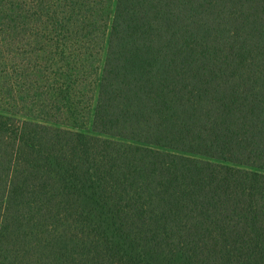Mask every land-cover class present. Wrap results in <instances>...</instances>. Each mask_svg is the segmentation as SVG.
<instances>
[{"label": "trees", "instance_id": "trees-1", "mask_svg": "<svg viewBox=\"0 0 264 264\" xmlns=\"http://www.w3.org/2000/svg\"><path fill=\"white\" fill-rule=\"evenodd\" d=\"M0 264H264V0H0Z\"/></svg>", "mask_w": 264, "mask_h": 264}, {"label": "rangeland", "instance_id": "rangeland-1", "mask_svg": "<svg viewBox=\"0 0 264 264\" xmlns=\"http://www.w3.org/2000/svg\"><path fill=\"white\" fill-rule=\"evenodd\" d=\"M88 132H93L92 131V124L90 125V127L87 129Z\"/></svg>", "mask_w": 264, "mask_h": 264}]
</instances>
